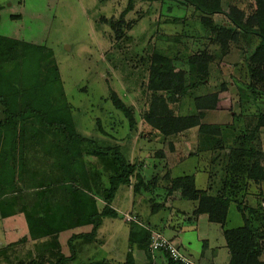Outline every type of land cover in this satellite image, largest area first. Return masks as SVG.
<instances>
[{
    "label": "trees",
    "instance_id": "trees-1",
    "mask_svg": "<svg viewBox=\"0 0 264 264\" xmlns=\"http://www.w3.org/2000/svg\"><path fill=\"white\" fill-rule=\"evenodd\" d=\"M178 1L195 7L200 15L202 39H207L211 45H220L222 54L227 51L229 42L238 40L241 34L250 36V39L258 37L254 38L251 49L243 57L247 82H238L241 83L239 88L235 79L232 82L223 80L219 88L208 82L218 55L216 47L211 51L203 47L202 51L190 54L189 71L177 67L172 46L158 48L151 62L147 84L150 100L144 119L164 138L198 126L204 145L224 143L226 126L209 122L206 118L210 110L217 108L222 91L237 86L241 102H246L250 97L258 96L259 89L264 88V0H256V9L251 12L233 4L225 9L222 0ZM133 8L134 0H129L122 15ZM216 14H224L231 26L217 21ZM181 37L177 35V40ZM110 97L136 129L138 120L133 105L123 100L113 88ZM0 103L5 112L0 120L1 215L23 211L30 233L35 238L57 235L77 225L92 224L89 231L70 235L72 253L64 259L74 258V239H94L105 216L119 215L111 201L120 184L130 182L136 166L120 146H102L95 138L78 132L58 62L53 50L43 44L0 34ZM171 103H179L181 110L176 112ZM262 126L264 113L259 114L256 125L235 135L229 142L220 192L214 194L208 188H198L193 175L173 177L168 187L171 192L180 190L184 198L198 200L195 214L208 213L210 220L223 225L232 252L229 264H264V205L259 202L250 206L244 203L243 196L240 197V192L248 189L250 179L256 183L264 181L259 150L252 144ZM99 130L110 135L100 120ZM212 135L218 138L222 135V138L215 143L205 139ZM84 143L89 144L91 153L97 156L112 154L120 166V171L110 177L108 202L103 208L99 207L96 195L91 193L88 173L82 162L81 146ZM18 144L45 148L48 159L41 165L28 163L23 152L17 156ZM136 176L139 182L135 189H139L144 179L139 172ZM233 201L242 212L244 222L229 228L227 221ZM163 253L167 257L165 264H197L175 260L166 251ZM126 264L133 262L127 261Z\"/></svg>",
    "mask_w": 264,
    "mask_h": 264
},
{
    "label": "rangeland",
    "instance_id": "rangeland-1",
    "mask_svg": "<svg viewBox=\"0 0 264 264\" xmlns=\"http://www.w3.org/2000/svg\"><path fill=\"white\" fill-rule=\"evenodd\" d=\"M222 1L225 9H229L232 4L248 12L256 9V0ZM128 2L0 0V34L51 48L78 127L102 146L118 145L126 156L135 158L144 155L147 158L154 156L152 151L156 145L165 143L163 138H159L161 136H154L157 131L144 119L150 100L147 84L154 51L172 46L177 67L189 71L190 54L202 51L203 47L210 51L216 47L219 56L213 62L212 77L208 82L219 88L223 80L247 82L243 57L251 49L254 38L258 37L252 36L250 39V36L241 34L238 40L229 42L227 51L222 54L220 45H211L207 39H202L200 15L193 5L178 0H134V8L122 15ZM215 19L231 26L224 14H216ZM177 35L182 36L180 40H177ZM236 87L230 88L225 94L221 113L210 117V120L217 118L224 121L225 142H230L233 135L238 133L236 126L231 125L233 110L240 114L245 111L248 119L253 115L256 120L264 111V103L259 106H254L252 102L247 107L245 104L240 105ZM111 88L133 105L138 120L136 129L129 124L123 112L115 107L110 97ZM258 93L259 98L264 97V88L259 89ZM188 102L191 103V98ZM178 104H170L176 112L181 110ZM220 116L223 119L218 118ZM99 120L111 135L100 132ZM246 121H240L242 127H246ZM196 137L194 143L197 142ZM206 138L214 143L220 139L214 135ZM174 140L184 143L185 147L189 143L180 135ZM138 146L146 148L135 151L134 148ZM145 158L141 161L149 162ZM95 163L98 188L105 190L104 187L110 186L111 175L119 172L120 166L112 154L96 155ZM121 202L127 203L125 195L119 197ZM236 214V207L231 204L228 225L243 222L241 216ZM113 220L112 216L105 218L98 237L93 241L74 239L73 245L77 249L74 258L64 259V256L72 253L69 242L72 231L66 230L56 238L39 239L31 235V243L21 241L24 243L17 246L7 243L6 247L0 248V264H92L99 261L106 264L117 261L120 264V259L129 249V226L122 223L120 218ZM100 237H105L107 241L103 243Z\"/></svg>",
    "mask_w": 264,
    "mask_h": 264
},
{
    "label": "crops",
    "instance_id": "crops-1",
    "mask_svg": "<svg viewBox=\"0 0 264 264\" xmlns=\"http://www.w3.org/2000/svg\"><path fill=\"white\" fill-rule=\"evenodd\" d=\"M240 84L241 83L237 82L238 88ZM228 92V90H224L220 93L218 106L209 111L206 118L207 120L211 119L210 117L213 116L212 114H217L221 111V102L225 100V94ZM239 102L240 105L245 104L246 107L247 104H251L250 102L255 104L254 106H259L260 103H264V97L259 98V95L256 97L252 96L246 102H241V100H239ZM231 113V118L233 119L231 125L233 127L236 126L238 129L236 135L256 125L258 121L256 120V116L253 115L248 119L245 111L240 114V112L236 113L235 110H233ZM262 113H264V111ZM4 116L5 112L0 103V120L3 119ZM218 118L223 119L222 116ZM245 119L247 120V124H243L246 127H242L243 125L240 121L243 122ZM209 122L222 124L224 121L214 118V120H210ZM76 126L78 132L82 135L89 138L91 137L87 135L85 131H82L77 124ZM196 128L197 127H192L179 134L173 135L174 137L166 138L157 132V135L154 134V136H161L159 138H163L165 143H161L160 146L156 145L155 150L152 151L153 157L145 158L146 156L144 155H142V157L138 155V157L135 156V158H131L127 156L129 161L136 166L134 177L133 175L131 176L129 183L120 184L111 201V206L119 212V215L114 217L115 220L113 221L120 218L122 223L129 226V249L123 259H120L121 263L126 264L127 261H131L133 264H140L141 262L143 264H149L152 260L153 264H165L167 257L164 255L163 251L154 253L149 246L153 231H160L174 240L192 260V263L229 264L232 252L228 245L223 225L220 222L210 220L208 213L195 214L194 210L198 206V200L184 198L180 190L171 192L168 188L173 177L193 175L198 188H208L210 192L214 194L222 190L225 177L226 155L229 152L230 144L229 142H224L220 144L204 145L202 143V132H200L199 128ZM179 135L185 141H189L186 147L184 143L174 140ZM196 135L197 142L194 143ZM234 137L235 135H233V138ZM219 138H222V135H219ZM255 140L256 141H253L252 144L259 150L260 162L264 167V126L261 127ZM191 141H193V144H191ZM144 147L145 146H138L134 149L140 152L143 151ZM81 148L83 152L82 162L88 173L91 193L94 196L96 195L99 207L103 208L108 202L107 192L109 185H107V188L104 187L105 190H103V188H98L99 183L97 182L96 170L94 169L96 165V155L91 153L92 147L89 146V144L84 143ZM16 150L17 156H20V152H23L24 159H26L28 163H39L41 165L48 159L47 154L44 152L46 149L40 146L18 144ZM145 151L147 150H144V152ZM143 157L149 160V162L141 161L144 159ZM138 172L144 179V183L139 189H135L136 184L139 182V177L136 176ZM249 181L248 189L246 192L241 191L240 197L243 196L244 203L247 205L256 206L259 202H262L264 205V181L261 183H256L251 179ZM86 189L88 190V187ZM122 195L126 196L127 203L125 204L122 202L121 204L119 203V197H122ZM232 204L236 207V215H240L244 222L242 212L239 210L237 203L233 201ZM156 206L158 207L157 210H153ZM127 213L136 215L137 221L127 220L125 217ZM106 217L107 216L104 217L101 224H103ZM243 222L235 223V225L230 226L227 221V226L229 228L236 227L237 225L243 224ZM101 224L97 229L96 236L91 241L98 237ZM91 228L92 224L88 223L77 225L65 229L57 235L59 236L66 230L72 231L71 234H73L89 231ZM132 234L134 239H132ZM57 235H46L39 239L48 237L56 238L58 237ZM32 238L23 211H18L7 216H2L0 212V248L6 247L8 244H15L14 246H17L24 242L31 243L33 242L31 240ZM100 238L103 243L107 241L105 237ZM147 242H149L148 245ZM143 244H145V246H143ZM131 252L133 255L130 257L129 254ZM76 256L77 249L75 257ZM262 259L264 260V253ZM112 263L119 264L117 261Z\"/></svg>",
    "mask_w": 264,
    "mask_h": 264
},
{
    "label": "built area",
    "instance_id": "built-area-1",
    "mask_svg": "<svg viewBox=\"0 0 264 264\" xmlns=\"http://www.w3.org/2000/svg\"><path fill=\"white\" fill-rule=\"evenodd\" d=\"M125 217L127 220L137 221V216L134 214L127 213ZM149 246L154 253L157 251H166L175 260H181L187 263L192 262L174 240L160 231H153Z\"/></svg>",
    "mask_w": 264,
    "mask_h": 264
}]
</instances>
